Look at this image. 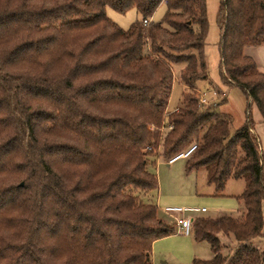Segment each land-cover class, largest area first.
Returning <instances> with one entry per match:
<instances>
[{
    "label": "trees",
    "instance_id": "1",
    "mask_svg": "<svg viewBox=\"0 0 264 264\" xmlns=\"http://www.w3.org/2000/svg\"><path fill=\"white\" fill-rule=\"evenodd\" d=\"M108 6L141 18L124 29ZM217 25L222 84L248 101L233 132L195 91L208 76L207 0H0V264L17 240L38 264H152L154 242L176 229L151 200L153 168L195 144L186 169H205L214 195L232 178L245 186L240 216L195 217L194 238L213 257L194 264L264 263L253 243L264 152L252 113L264 121V71L245 51L264 44V0H220ZM178 63L185 90L168 110Z\"/></svg>",
    "mask_w": 264,
    "mask_h": 264
},
{
    "label": "rangeland",
    "instance_id": "2",
    "mask_svg": "<svg viewBox=\"0 0 264 264\" xmlns=\"http://www.w3.org/2000/svg\"><path fill=\"white\" fill-rule=\"evenodd\" d=\"M219 5L220 0H207L209 29L204 52L208 76L197 82L195 91L198 97H200L202 92H207L209 103L205 105H211L222 115L230 117L231 131L233 132L244 122L248 101L239 87L227 86L222 84L221 81L218 45L220 31L217 25ZM106 10L108 16L124 29H128L134 20L141 18L140 13L135 9L121 13L108 6ZM165 11L166 5L162 4L153 19H161ZM245 51L247 54L251 53L254 55L259 68L264 71V44L259 46L249 45ZM173 66L175 79L168 110H174L179 107L182 93L185 90V86L180 79V74L185 64L178 63ZM252 113L255 120L254 132L259 136L264 152V121L256 105H253ZM164 120L167 122L166 118ZM186 162L187 157H179L173 162H169L163 156H159L157 159V164L153 170L157 173L159 188L152 193L151 200L158 205L161 217L168 223H173V218L163 210L166 205L207 208L206 212L194 213V217L199 215L219 217L224 214L238 217L242 214L244 205L236 195L240 194L244 189L245 183L243 179H230L224 190V195L217 196L214 195V186L207 181L206 170L187 171ZM221 240L227 245L236 243L233 235H222ZM253 243L264 252V228L263 236L255 238ZM5 249L14 255V259L10 264H38L32 256V253L37 255L38 250H34L31 245L24 244V240L13 241L10 245L5 246ZM223 252L227 253V248H224ZM212 257V250L206 241L198 242L195 240L193 233L185 235L177 232V229L171 235L157 239L153 244L151 253L152 264H194L195 258L211 259Z\"/></svg>",
    "mask_w": 264,
    "mask_h": 264
},
{
    "label": "built area",
    "instance_id": "3",
    "mask_svg": "<svg viewBox=\"0 0 264 264\" xmlns=\"http://www.w3.org/2000/svg\"><path fill=\"white\" fill-rule=\"evenodd\" d=\"M149 19L144 20V24H148ZM200 103L208 104L207 92H202L200 95ZM196 148V144L191 146L187 151L175 156L169 162H173L179 157H187ZM164 212L173 218V223L176 225L177 232L190 235L193 233L194 229V219L193 216L196 212H206V207H193V206H180V205H166L163 208Z\"/></svg>",
    "mask_w": 264,
    "mask_h": 264
},
{
    "label": "crops",
    "instance_id": "4",
    "mask_svg": "<svg viewBox=\"0 0 264 264\" xmlns=\"http://www.w3.org/2000/svg\"><path fill=\"white\" fill-rule=\"evenodd\" d=\"M259 46V45H258ZM246 49V48H245ZM248 55H250L251 57H253L254 59H255V57H254V55H252L251 53L250 54H248ZM255 61H256V59H255ZM257 65H258V63H257ZM258 67H259V65H258ZM262 117V116H261ZM263 149V148H262ZM198 207V206H197ZM196 213H199V212H196ZM224 236V235H223ZM221 237H222V235H221Z\"/></svg>",
    "mask_w": 264,
    "mask_h": 264
}]
</instances>
